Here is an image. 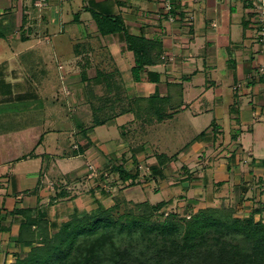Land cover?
I'll list each match as a JSON object with an SVG mask.
<instances>
[{"label":"crops","instance_id":"obj_1","mask_svg":"<svg viewBox=\"0 0 264 264\" xmlns=\"http://www.w3.org/2000/svg\"><path fill=\"white\" fill-rule=\"evenodd\" d=\"M28 1L21 0L19 3L17 0L19 4L11 6L14 14H28ZM255 1L173 0V12L177 17L170 22L163 12L162 0H47V6H51V9L48 8L44 16L50 17L52 11L55 15L47 19L45 33L40 36H64L70 41V61L65 63L64 54L61 53L54 56L58 66L63 63L67 67L66 83L74 90L70 108L73 115L69 120L71 122L56 125V129L48 126L44 130L46 118L42 111L11 113L7 117L8 130L7 126L0 125L3 142L7 133L11 135L29 129L37 131L35 138L27 140L25 146L19 145L20 136L16 134L17 146L13 144L9 148L8 145V148L17 150L20 147L22 151L9 153L8 158L2 157L0 147V228H3L0 239H8V228L13 230L14 223L8 225V221L14 217L11 214L13 210L35 205L44 196L48 179L53 181L55 187V182L60 181L63 175L68 180L69 177L82 175L83 165L88 164L86 161L98 167L111 155L125 159L128 166L137 161L154 163L149 162L150 157L155 161V153L152 156L148 153L154 145L150 144L147 133L176 116H181L186 125L196 128L194 137L187 142L188 149L176 153V160L181 165L190 169V165L195 164L192 160L196 156L197 164L206 160L207 164L201 170L202 182L214 180L212 182L220 187L230 188L237 201L242 203L253 204L254 200L264 203V37L262 27L256 21ZM11 2L8 0V3ZM3 9L0 8V13ZM64 10L69 19L63 17ZM93 12L118 18L122 29L101 35ZM50 20L58 23L57 31L50 32ZM24 22L22 19V23H19L22 40L24 37L29 42V37H40L34 32L30 33V24ZM65 23H70L71 32ZM126 34L157 40L161 44L160 62L146 67L139 80L132 78L134 60L132 52L125 48ZM29 46L25 49L31 50L37 45ZM0 66V101L31 98L30 94L35 97L32 91L34 84L29 82L14 83L8 95L3 92L4 86L8 90V81H4L8 60H0ZM82 69L87 71L89 77L96 74V69L116 70L130 95L146 97L158 92L160 96H167L171 91V98L178 100L177 90L170 88L169 84H180V109L162 122L145 126L131 121V114H125L131 115V118L123 122L119 119L124 115L119 116L113 122L104 124L118 131L114 141L106 136L105 142L100 141L94 134L95 127L88 132L92 138L91 144L86 146L83 153L75 154L77 146L84 141L82 137H76L78 134L73 116L76 112L83 114L86 124L90 116L85 101ZM48 117L50 120L51 115ZM38 128L42 131L39 132ZM137 131L140 132L138 136ZM54 132L60 133L64 139H69L73 134L75 142L70 148L59 149L54 143L50 146L51 141L46 142V135H56ZM212 152L220 159L216 161L211 158ZM69 158H79V161L71 165L68 164ZM59 159L64 164H57ZM80 159H84V162ZM214 162L219 165L212 166ZM174 164L171 162L170 167L176 169ZM192 170H189L190 173ZM61 171L64 174H60ZM193 173L197 177L200 175V171ZM166 176L163 178L168 179ZM24 200L30 205H25ZM17 233L18 227L16 236Z\"/></svg>","mask_w":264,"mask_h":264},{"label":"trees","instance_id":"obj_2","mask_svg":"<svg viewBox=\"0 0 264 264\" xmlns=\"http://www.w3.org/2000/svg\"><path fill=\"white\" fill-rule=\"evenodd\" d=\"M93 17L101 35L122 29L116 17L112 19L97 12H93ZM3 31L0 24V38H4ZM125 48L133 54L134 80H139L146 67L160 62L161 44L157 40L126 34ZM81 76L90 116L86 124L83 114H74L78 135L86 136L95 127L125 114H131V121L142 126L159 123L181 106V85L177 83L169 84L179 96L173 100L171 91L167 96H160L158 92L146 97L130 95L116 70L96 69V74L89 77L82 69ZM84 142L77 146L75 154L83 153L91 144ZM174 158L176 153L169 157L157 154L149 166V176H166L163 169ZM105 163L122 180L130 179L132 184L137 180L136 163L134 169L126 168L114 157ZM59 193L66 194L64 189ZM167 203L166 200L156 204L138 202L117 218L113 211L118 209V203L104 207L98 202L90 213L78 214L74 208L70 218L53 234H49L45 221L31 216L29 208L15 209L14 215L21 212L25 216L19 220L15 244L29 250L11 264H264V215H261L264 207L261 204L242 217L235 215L233 206L220 205L196 211L187 207L182 214L171 212L161 220L152 219ZM256 214L260 216L257 219Z\"/></svg>","mask_w":264,"mask_h":264},{"label":"rangeland","instance_id":"obj_3","mask_svg":"<svg viewBox=\"0 0 264 264\" xmlns=\"http://www.w3.org/2000/svg\"><path fill=\"white\" fill-rule=\"evenodd\" d=\"M16 1L12 0L10 4L8 0H0V8H4L0 13V24L4 28V38L0 39V60H8V69H4L6 76L4 81H8V90L4 86L3 92H7L8 95V91H11L14 83H20L21 81L22 83L29 82L34 84L32 86V91L35 97L30 94L31 98L13 99L8 102L0 101V125H5L4 127L7 126L8 130L7 117L11 113L42 111L46 118L44 130H46L48 126L56 129V127H58L56 125H64L67 122H71L69 120H72L73 115L70 108L73 105L71 96L74 90L66 83L65 73H67V67L63 65V63L61 66H58V62L54 56L56 53H61L64 54L63 58L65 59V63L70 61L72 58L70 41L64 36H50V39L40 36L45 33L44 27L46 26L47 19L49 20L50 17L55 15V12L52 11L50 17L44 16L46 15V10L51 6L46 5L47 7H37L35 3L40 0H33V3H30V0L27 6L28 14L15 15L11 6L19 4L21 0H18L19 3ZM68 16L69 15H66L64 10L63 17L67 18ZM22 19L30 24V33L34 32L40 37H29V42H27V39L22 40L20 38L21 28L19 25V23H22ZM51 21L52 20L48 21L50 24L49 27L51 28L50 32L54 30L57 31L59 27L58 23ZM65 24L68 26L70 23ZM24 25L27 26V24ZM70 28L71 27L68 26L69 32H71ZM42 29L44 30L42 31ZM23 30L25 31L26 29ZM24 34L25 32L23 35ZM29 45L37 46L33 47L31 50L25 49ZM56 50H58V52ZM22 89H24V87ZM79 106L80 104L78 103L77 107ZM50 115L51 118L49 120L48 116ZM4 116H6L5 119ZM130 118L131 115H124L119 120L123 122ZM182 119L181 116L179 118L176 116L173 119L166 120L164 124H159L157 128L155 127L154 131H148L147 138L150 139V144L154 145L153 150L148 151L149 154L151 153V156L154 152L156 155L164 153L169 157L177 152L181 153L188 149V143L194 137L196 128L186 125ZM203 125L205 126L204 123ZM137 127L135 129H138ZM38 129L39 132L42 131L40 128ZM13 132L15 131L13 130ZM16 134L20 136L19 145L25 146L27 140L35 138L37 131L33 129L32 132L29 129L11 135L7 133L4 135L6 139V141L4 140L5 142H3L1 140L2 137H0L1 154L3 158H8L9 153L15 154L22 151L20 147L17 150L9 149L12 148L13 144L17 146L18 140L15 139ZM54 134L56 135H46V142L51 141L50 146L54 143L59 149L62 147L70 148L71 144L75 142L76 137H82L81 139L83 141H90L92 139L88 133L86 136L76 135V137L70 134L69 139H64L58 132H54ZM94 134L102 142L106 141L105 136L114 141L118 131L112 129V126L104 125L96 127L94 129ZM136 134L138 136L140 132L137 131ZM84 136L85 139H83ZM8 145L10 146L9 148ZM95 151L99 152L97 149ZM210 155H212L211 158L216 159V161L219 158L217 154L213 152ZM193 156L195 155L193 154ZM112 157L115 158L116 156L111 155V158ZM100 158L102 157L100 156ZM197 158V156L193 158L192 161H194L195 164L190 165V169H188V167L186 168L185 165H181V162L174 158L173 162L175 163L174 166L176 169L170 167V165H167L166 168L163 169L168 179H164L162 176H149V166L151 164L145 161H137L136 164L139 175L137 180H134L133 184L130 179L122 180L118 173L112 172L110 167H106V161L102 162L98 167L86 161L88 164L85 163L83 165L82 168H84V170H82V175L69 177L70 180L63 175L60 181L55 182V187L53 181L48 179V187L43 191L44 196H42L35 205L21 208H29L31 216L37 217L38 220L45 221L43 224L47 225L48 231L50 232L49 234H53L70 218L74 208L78 214L83 212L90 213L91 210L97 207L98 202L104 207H110L118 203V209L113 211V216L117 218L119 215L124 214L129 208H134L135 203L147 201L150 204H156L162 200L168 201L164 208L160 209V211L152 216V219L156 220H161L171 212L182 214L187 207H190L192 211H196L205 206L217 207L220 205H229L235 208V215L240 217L248 215L252 208L260 204V206L264 207V203L256 200H254L253 204H251V202L245 204L242 203V201H237L234 197L233 190L226 186L220 187L215 182H212L214 180H210L211 182H202L203 173L201 170H204V165L207 164V161L202 160L203 163L197 164ZM119 160L121 159H118V162ZM78 161L79 158H69L68 164L71 163L72 165ZM80 161L84 162V159H80ZM121 161L128 169L135 168L136 164L128 166L129 164L125 159ZM151 161L155 162L153 157H150L149 162ZM219 162H221V160H219ZM58 163L62 165L64 161L59 159L57 161V164ZM218 165V162H214L212 166L217 167ZM75 166L78 165H74L73 167ZM191 169H194L192 173L189 171ZM198 171H200V175H198V177L194 176L195 174L193 172L196 173ZM60 174L64 173L61 171ZM62 188L66 192L64 195H60L59 193L63 190ZM24 204L27 205L29 203L27 200H24ZM21 214L20 212L18 215H12L14 217L11 218L12 220L8 221V225L14 223L13 226L11 225L13 230L8 228V239H0V264H11L15 261L17 256L24 257L29 250V247L21 248L20 245L15 244L17 237L15 233L17 232L19 220L25 218L24 214ZM261 215L263 216L264 212H262ZM258 217L260 216L256 214L255 218L257 219ZM0 231H3V228H0ZM36 233H39L38 228H36ZM1 235L4 236L2 233ZM37 236L36 234V237Z\"/></svg>","mask_w":264,"mask_h":264},{"label":"built area","instance_id":"obj_4","mask_svg":"<svg viewBox=\"0 0 264 264\" xmlns=\"http://www.w3.org/2000/svg\"><path fill=\"white\" fill-rule=\"evenodd\" d=\"M163 2V12L166 14L168 21H174L176 19V14L173 12L172 2L173 0H162ZM45 0H40L35 3V6H45ZM254 12L256 14V21L259 23L261 28V34L264 37V0H256L254 3Z\"/></svg>","mask_w":264,"mask_h":264}]
</instances>
